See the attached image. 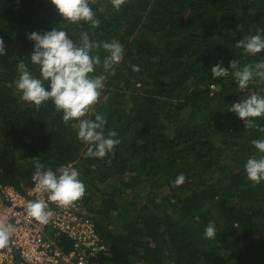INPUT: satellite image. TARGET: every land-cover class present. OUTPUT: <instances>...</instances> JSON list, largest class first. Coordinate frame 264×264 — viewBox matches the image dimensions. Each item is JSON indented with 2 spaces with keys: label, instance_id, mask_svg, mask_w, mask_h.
<instances>
[{
  "label": "trees",
  "instance_id": "obj_1",
  "mask_svg": "<svg viewBox=\"0 0 264 264\" xmlns=\"http://www.w3.org/2000/svg\"><path fill=\"white\" fill-rule=\"evenodd\" d=\"M90 4L95 27L59 17L49 0H0V183L26 191L34 159L53 170L71 163L108 246L102 264H264V181H250L244 170L257 154L251 141L264 139V116L252 118L259 127H247L225 110L249 91L264 95V79L254 77L241 91L231 70L210 74L218 62L264 61V50L246 54L236 44L264 36V0ZM52 26L76 41L88 32L92 41L124 47L114 71L99 65L93 73L105 75V86L91 109L120 140L104 158L84 155L78 119L65 122L51 101L36 106L16 87L18 63L32 47L26 34ZM94 51L103 59L102 48ZM30 70L39 75L35 65ZM112 173L117 186L108 182ZM180 174L184 181L175 185ZM209 222L211 239L204 235Z\"/></svg>",
  "mask_w": 264,
  "mask_h": 264
},
{
  "label": "clouds",
  "instance_id": "obj_2",
  "mask_svg": "<svg viewBox=\"0 0 264 264\" xmlns=\"http://www.w3.org/2000/svg\"><path fill=\"white\" fill-rule=\"evenodd\" d=\"M119 9L124 0H112ZM59 17L70 22H89L93 27L99 24L91 7L90 0H49ZM26 38L32 41L31 51L25 61L17 66L19 77L16 87L21 98L36 106L51 101L57 111L62 112V119L67 122L78 119L77 137L87 145L86 157L104 158L120 143L117 132L105 129L106 118L91 109L104 88L105 75H93L96 66L102 65L104 72L114 71L124 56V47L118 40L92 41L88 32H81L79 41L74 40L65 27L52 26L43 31H30ZM246 54H256L264 50V36L255 34L236 41ZM105 51L103 59L96 49ZM6 53L5 41L0 38V56ZM35 65L39 75H33L30 66ZM138 71L137 65H132ZM235 78L239 90L248 88L254 77L264 79V61L255 64L240 65L237 59H231L227 67L218 62L211 66L210 74L215 79L227 76L229 71ZM233 112L247 127H259L254 119L264 116V95H249L228 104L225 109ZM91 111V118L88 116ZM83 117V118H82ZM264 131V129H261ZM252 145L257 154L249 156L244 164L247 178L255 183L264 181V139H253ZM35 171V191L47 194L48 201L68 205L85 193V185L79 171L71 165L60 166L53 170L45 167L38 159L33 160ZM184 181L183 174L174 180L175 185ZM27 213L40 223H48L51 215L46 200H28L25 204ZM13 232L10 224H0V246L9 242ZM206 238L216 236V227L209 222L204 230Z\"/></svg>",
  "mask_w": 264,
  "mask_h": 264
},
{
  "label": "built area",
  "instance_id": "obj_3",
  "mask_svg": "<svg viewBox=\"0 0 264 264\" xmlns=\"http://www.w3.org/2000/svg\"><path fill=\"white\" fill-rule=\"evenodd\" d=\"M33 176L26 191L0 183V224L13 226L9 242L0 246V264H102L108 246L88 211L86 194L68 205L48 201L47 194L35 191ZM41 196L51 213L46 224L25 207Z\"/></svg>",
  "mask_w": 264,
  "mask_h": 264
},
{
  "label": "rangeland",
  "instance_id": "obj_4",
  "mask_svg": "<svg viewBox=\"0 0 264 264\" xmlns=\"http://www.w3.org/2000/svg\"><path fill=\"white\" fill-rule=\"evenodd\" d=\"M79 126V121H77L74 124L75 128H78ZM75 168V167H74ZM108 182H111L112 185L117 186L119 184V178H117V176H115V173H112L108 179ZM107 184V183H106ZM110 187V185L108 184V188Z\"/></svg>",
  "mask_w": 264,
  "mask_h": 264
}]
</instances>
